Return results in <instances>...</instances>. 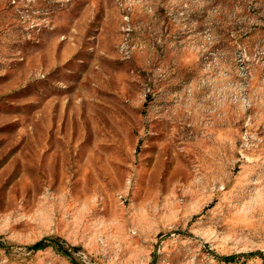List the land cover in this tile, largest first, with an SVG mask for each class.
Wrapping results in <instances>:
<instances>
[{
	"label": "rangeland",
	"instance_id": "1",
	"mask_svg": "<svg viewBox=\"0 0 264 264\" xmlns=\"http://www.w3.org/2000/svg\"><path fill=\"white\" fill-rule=\"evenodd\" d=\"M0 264H264V0H0Z\"/></svg>",
	"mask_w": 264,
	"mask_h": 264
},
{
	"label": "trees",
	"instance_id": "2",
	"mask_svg": "<svg viewBox=\"0 0 264 264\" xmlns=\"http://www.w3.org/2000/svg\"><path fill=\"white\" fill-rule=\"evenodd\" d=\"M52 245H54L55 247H57L58 250H60L61 252H63L64 254L66 255H70L71 252L69 251L68 248H66L65 246H62L59 242L57 241H52L51 242ZM48 244L47 240L46 239H41L37 242H35L34 244H32L30 247L34 250H39V249H43L45 248ZM235 255H228V256H224V259L225 260H233L235 259Z\"/></svg>",
	"mask_w": 264,
	"mask_h": 264
}]
</instances>
